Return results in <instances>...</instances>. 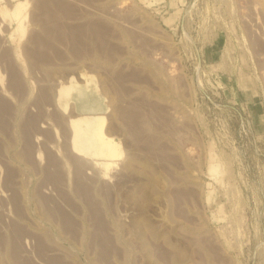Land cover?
<instances>
[{
	"label": "rangeland",
	"instance_id": "rangeland-1",
	"mask_svg": "<svg viewBox=\"0 0 264 264\" xmlns=\"http://www.w3.org/2000/svg\"><path fill=\"white\" fill-rule=\"evenodd\" d=\"M0 99V264H264V0H0Z\"/></svg>",
	"mask_w": 264,
	"mask_h": 264
},
{
	"label": "bare ground",
	"instance_id": "bare-ground-1",
	"mask_svg": "<svg viewBox=\"0 0 264 264\" xmlns=\"http://www.w3.org/2000/svg\"><path fill=\"white\" fill-rule=\"evenodd\" d=\"M20 9L21 4L20 6L15 7L14 12L16 14H19ZM62 90H60L59 94L62 93ZM0 105L4 106L3 101L1 99ZM72 122L74 123V127L71 123L73 130L71 138L73 152L81 155L83 154V152H90L101 155H111L115 152L114 145L115 143L117 144V141L115 137L109 135L108 131H106L105 116L98 114L88 115L85 117L73 119ZM106 159L110 160L109 158Z\"/></svg>",
	"mask_w": 264,
	"mask_h": 264
}]
</instances>
